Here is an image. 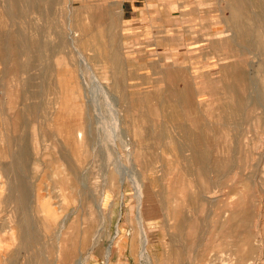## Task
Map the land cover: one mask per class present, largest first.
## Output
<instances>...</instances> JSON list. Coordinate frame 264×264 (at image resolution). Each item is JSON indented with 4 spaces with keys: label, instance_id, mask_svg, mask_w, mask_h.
Returning a JSON list of instances; mask_svg holds the SVG:
<instances>
[{
    "label": "rangeland",
    "instance_id": "obj_1",
    "mask_svg": "<svg viewBox=\"0 0 264 264\" xmlns=\"http://www.w3.org/2000/svg\"><path fill=\"white\" fill-rule=\"evenodd\" d=\"M6 2L0 0V25L4 26H0L4 54L0 68L9 71L0 78V90L1 85L7 88L9 103V124H4L16 139L25 135L28 166L25 173H3L0 160V264H100L107 259L108 264H236L238 239L246 263L264 264V96L261 102L242 104L254 87L264 93V43L255 47L251 37H245L246 19L247 26L264 39V3L74 0L73 27L83 28L79 36L86 43H78L86 56L83 66L78 65L77 52L71 56L57 52L51 58L55 69L43 76L46 61L34 55L28 68H21L26 56L18 50L16 32L26 30L44 41L57 37L47 19L36 13L27 17L26 27L19 16L9 18ZM56 17L61 28L66 20L64 5ZM107 20L111 29L102 23ZM131 22L136 24L128 26ZM104 47H108L106 53L119 55V68L104 58ZM80 68L86 72V82L78 76ZM69 70L71 82L65 74ZM112 72L115 79L119 77L118 86L113 85ZM248 73L254 86L245 80ZM35 102L42 104L41 109L31 108ZM59 102L68 114L58 117V123L69 117L77 127L83 124L89 135L87 151L72 157L74 167L84 159L83 185L75 182L61 157L67 137L55 130ZM198 134L204 135L212 167L213 162L228 163V156L236 155L231 168L222 166L226 174L218 175L212 167L205 175L196 170L189 144ZM145 135L150 147L144 153ZM18 144L15 150L11 146V155L17 153ZM6 160L13 171L22 164L14 155ZM19 175L26 177L36 237L25 248L12 237L19 223L15 205L3 203L9 182ZM205 178L215 186L216 197L201 201L198 190ZM38 198L42 216L37 211ZM48 207L52 208L50 215Z\"/></svg>",
    "mask_w": 264,
    "mask_h": 264
},
{
    "label": "bare ground",
    "instance_id": "obj_2",
    "mask_svg": "<svg viewBox=\"0 0 264 264\" xmlns=\"http://www.w3.org/2000/svg\"><path fill=\"white\" fill-rule=\"evenodd\" d=\"M7 2H6V6H5V12H6V15L9 17V18H11V17H20L22 20H23V22H24V24H25V27H26V25H27V17L29 18V16H30V14L31 13H36L37 15H39L41 18L43 17H45L46 19H47V22L49 23V28L51 29V32H52V35H54L55 36V39H56V37H57V40H52V38H51V40H48L47 39V41H44L41 37H39V36H34V37H32L31 35H30V33H28L26 30H21V31H17L16 32V34H17V36H18V42H19V46H18V50H19V52H20V54H24V56H26V58H25V60H24V62L21 64V68L22 69H24V70H26L27 68H28V66H29V64H30V61H31V59L33 58V55L35 56V59H38V61H42V62H44L45 63V61H46V63H45V66H44V69L45 70H43V72H42V75L44 76L45 74H47L48 73V71L50 72V71H52L53 69H55V65H54V62H51V58H52V56H55L56 55V53L57 52H59V53H64V54H66V55H68L69 54V56H71V52H77L78 54H79V58H78V65L80 66V65H82V61H84L83 59L84 58H86V56L83 54V52L80 50V47H79V44L80 45H82L83 44V42H84V40H83V36L81 37V36H79L80 35V33H79V31L80 30H83V28H79L78 27V24L77 23H75V24H77V26H76V28H74L73 26H74V24H73V20H72V17H71V6H72V3H73V1L74 0H6ZM251 1H253V2H257V4H259L260 6H261V4H263L264 3V0H245V5L246 4H248V5H250L251 4ZM60 5H64L65 6V14H66V20H65V24H64V26H62L61 28H58V25H57V17H56V15H57V11H58V9H59V6ZM1 6H2V4H1ZM0 6V7H1ZM74 6V5H73ZM1 9V8H0ZM73 10H75V9H73ZM2 11V10H1ZM3 13H4V11H3ZM73 15V14H72ZM238 15V14H237ZM236 15V19H238L239 18V16H237ZM255 15V14H254ZM6 16V17H7ZM83 16V15H82ZM103 16V19H106V17L104 16V15H102ZM7 17V18H8ZM85 17V16H84ZM45 19V20H46ZM108 19V18H107ZM100 20H102V17L100 16ZM32 20H30V21H28V22H31ZM108 22H106V24H105V21L104 22H102L105 26H107V28L108 29H111L112 28V24H110L111 23V21H109V20H107ZM3 22V21H2ZM4 23V22H3ZM39 24V23H38ZM42 24V23H41ZM5 25V24H4ZM31 25V23L28 25V26H30ZM92 25V24H91ZM1 26V25H0ZM32 26H34V24L32 25ZM1 27H4V26H1ZM34 29V28H33ZM101 29V28H100ZM33 32V31H32ZM10 33V32H9ZM34 33V32H33ZM104 34V33H103ZM44 35V34H43ZM1 36V35H0ZM97 36V35H96ZM96 36H94V38L96 37ZM112 36V35H111ZM246 36H248V37H251V39H252V41H251V44L253 45V46H255V47H257L258 45H261V44H263L264 43V39L261 37V36H259L258 35V33L257 32H254L252 29H250L248 26H247V22H246V19H245V37ZM48 38H49V36H48ZM99 38V37H98ZM1 39V38H0ZM110 40V39H109ZM95 41H96V39H95ZM98 41V40H97ZM87 42H88V40H87ZM109 42V41H108ZM79 43V44H78ZM85 43V42H84ZM97 44V43H96ZM112 44L113 43H111V44H109V47H111L112 46ZM85 45H86V43H85ZM84 45V46H85ZM88 45H89V43H88ZM92 45H93V43H92ZM6 46V45H5ZM88 46H86V48H87ZM93 47V46H92ZM98 47V46H97ZM91 48V47H90ZM108 48V47H107ZM107 48L106 47H104V58L107 60V62H109L110 63V65L112 66V67H114V68H119V66H120V60H119V58H118V56H116V54L114 53V52H112V51H108L109 53H106V51H107ZM95 49H97V48H95ZM100 49V48H99ZM84 50H85V48H84ZM89 50V49H88ZM47 51V52H46ZM93 51V50H92ZM0 56H2L3 57V49L2 48H0ZM85 52V51H84ZM95 52V51H94ZM100 52V51H99ZM96 53V52H95ZM98 53V52H97ZM94 54V53H93ZM103 56V55H102ZM56 57V56H55ZM91 57L93 58V55H91ZM88 58V57H87ZM86 60V59H85ZM95 60V59H94ZM87 61V60H86ZM102 62H104V61H102ZM106 62V63H107ZM84 63V62H83ZM87 63V62H86ZM88 65V64H87ZM91 65V64H90ZM65 66V65H64ZM83 66V65H82ZM86 66V65H85ZM79 68V67H78ZM83 68V67H82ZM82 68H80L79 70H81V73H79L80 75H78V76H81L82 78H83V82H86V77H85V73L86 72H84L83 71V69ZM87 68H89V65L87 66ZM86 68V69H87ZM35 69V68H34ZM59 69V68H58ZM89 69H91V66H90V68ZM168 69V68H167ZM85 70V69H84ZM114 70V69H113ZM116 70V69H115ZM170 70V69H169ZM65 71V70H64ZM106 71V70H105ZM79 72V71H78ZM116 72H117V70H116ZM169 72V71H168ZM183 72V71H182ZM60 73V72H59ZM93 73H95V72H93ZM113 73V77L112 78H114V84L113 85H117L118 86V83H119V75H118V72H117V75L118 76H116L117 78L115 79V73L114 72H112ZM36 74V73H35ZM66 76H68V75H70L69 77V80H67V81H72V77H73V73H72V70H69V71H67L66 73ZM169 74V73H168ZM167 74V75H168ZM55 75H57V73L55 74ZM95 75V74H94ZM251 74H249L248 73V75H247V77H246V81H247V83L250 85V86H254L255 85V81L251 78V76H250ZM91 76V75H90ZM170 76V75H169ZM196 76V75H195ZM56 77H58V76H56ZM32 78V77H31ZM42 79V78H41ZM40 79V80H41ZM64 80H65V78H64ZM105 80V79H104ZM169 80V79H168ZM176 80V79H175ZM79 81V80H78ZM88 81V80H87ZM94 81V80H93ZM180 81V80H179ZM258 81V80H257ZM47 82V81H46ZM50 82V81H49ZM113 82V81H112ZM170 82H173V81H170ZM27 83V85H29L30 84V81L29 80H27L26 82H25V84ZM32 83V82H31ZM45 83V82H44ZM82 83V82H81ZM80 83V84H81ZM175 83V82H174ZM180 83V82H179ZM52 84V83H51ZM97 84V83H96ZM195 84V83H194ZM78 85V84H77ZM101 86H103L102 84H100ZM112 85V86H113ZM41 86V85H40ZM80 86V85H79ZM78 86V87H79ZM82 86V85H81ZM51 87V86H50ZM249 87V86H248ZM104 88V87H103ZM114 89H115V87H114ZM50 90V89H49ZM34 90H32V92H33ZM104 91V90H103ZM244 91H246L245 89H244ZM253 91V92H252ZM252 91L250 90L249 91V93H248V95H244V98H243V106L245 105V106H249L250 105V103L251 102H254V103H256V102H261V100L263 99V96H264V93L262 94V90L261 89H259V88H257V87H254L253 89H252ZM264 91V90H263ZM35 92V91H34ZM119 92V91H118ZM76 92H74V94H75ZM39 94V93H38ZM43 94H44V89H43ZM107 94V93H106ZM35 96H37V94H35ZM74 96V95H73ZM109 95H107V96H105V98L106 97H108ZM64 97H65V95H64ZM71 97V96H70ZM112 97V96H111ZM155 97V96H154ZM63 98V97H62ZM109 98H110V96H109ZM153 98V97H152ZM187 98V97H186ZM44 99V98H43ZM65 99V98H64ZM106 99H108V98H106ZM115 99V98H114ZM65 100H67V99H65ZM69 100V99H68ZM116 100H117V98H116ZM44 101V100H43ZM43 101H42V103H43ZM72 101V100H71ZM189 101H190V99H189ZM63 102V101H62ZM65 102H67V101H65ZM107 102V101H106ZM108 102H109V100H108ZM108 102H107V106H111L112 107V105H110V103L108 104ZM110 102H112V100H110ZM45 103V102H44ZM68 103V102H67ZM66 103V104H67ZM132 103V102H131ZM187 103V102H186ZM189 103V102H188ZM188 103H187V105L186 106H189L188 105ZM59 104H61V105H59L58 107H56L57 109H56V111H55V113H56V115L55 116H57L56 117V123L54 124L55 125V130L57 131V132H65V135H66V137H67V140H66V146H65V148L64 149H62L60 152H61V157L62 158H64V160H65V162H66V164H67V169H70V172L72 173V174H74L75 176V182H78L79 184H81V185H83V181H86V180H83V175L84 176H86L85 174H83L84 173V171H83V161H84V159L83 158H80V160H78L77 161V166L76 167H74L75 165L73 164V161H72V157L74 156V154H75V152H81V153H83L85 150L87 151V148H88V144H89V135H87V133H86V131L84 130V126H83V124H80L79 125V127H77L76 125H74L71 121H68L69 119H67V118H69V117H63V121H62V125L61 124H59L58 123V117H61L63 114H65V115H67L68 113L67 112H64V111H66V109L64 110V111H62V107H63V103H60L59 102ZM65 104V105H66ZM111 104H113V102L111 103ZM64 105V106H65ZM140 105V104H139ZM193 105V104H192ZM42 106V104L41 103H37V102H35L32 106H31V108H34V109H36V108H39V109H41L40 107ZM91 106V105H90ZM115 106V102H114V104H113V107ZM242 106V107H243ZM27 107V106H26ZM69 107V106H68ZM110 107V108H111ZM112 107V108H113ZM240 107H241V105H238L237 106V108H235V110L238 112L239 111V109H240ZM65 108H67L66 106H65ZM93 108V107H92ZM113 110V109H112ZM114 112V111H113ZM117 112V111H116ZM70 113H71V111H70ZM184 113V112H183ZM195 114V113H194ZM197 114V113H196ZM54 118V117H53ZM55 119V118H54ZM114 119H117L116 117H114ZM64 120H67V122L65 123V121ZM80 121V120H79ZM120 121V120H119ZM82 122V121H81ZM115 122H117V121H115ZM79 123V122H78ZM229 123V122H228ZM203 127V126H202ZM238 127V126H237ZM207 128V127H206ZM212 128V127H211ZM215 128V127H214ZM213 128V129H214ZM247 128V127H246ZM204 129H205V127H204ZM217 130V131H216ZM215 131L216 132H218V129H216ZM237 131V130H236ZM240 131V130H239ZM45 132H47L46 130H45ZM56 132V133H57ZM247 132H248V130H247ZM224 133V132H223ZM46 134V133H45ZM62 134V133H61ZM61 134H60V137H61ZM225 134V133H224ZM223 134V135H224ZM228 134V133H227ZM249 134V133H248ZM223 135H221L222 136V138H225V137H223ZM234 135V134H233ZM211 137H212V135H210ZM44 136H42V138H43ZM206 137H208V136H206ZM226 137H227V135H226ZM230 137V136H229ZM240 138L239 139H241V136H239ZM245 137V136H244ZM243 137V138H244ZM122 138V137H121ZM221 138V137H220ZM228 138V137H227ZM53 139H55V138H53ZM114 139V138H113ZM128 139V138H127ZM206 139V138H205ZM233 139V138H232ZM43 140V139H42ZM56 140V139H55ZM124 140H126V139H124ZM170 140V139H169ZM168 140V141H169ZM244 140V139H243ZM121 141H123L122 139H121ZM150 141V138H148V135H145V137L143 138V140H142V144H144V147H142L143 149H142V151L144 152V150H146V149H148L150 146H149V142ZM183 141V140H182ZM7 142V141H6ZM38 142V141H37ZM41 141H39V143H40ZM136 142V141H135ZM140 142V141H139ZM228 142V141H227ZM241 142V141H240ZM38 143V145H40ZM42 143V142H41ZM96 143V142H95ZM123 143H125V141L123 142ZM127 143V142H126ZM174 143V142H173ZM260 143H262V142H260ZM44 144V143H43ZM54 144V143H53ZM115 144V143H114ZM175 144V143H174ZM231 144H232V142H231ZM234 144V143H233ZM45 145V144H44ZM6 146V145H5ZM5 146H4V148H5ZM55 146V145H54ZM128 146H129V143H128ZM132 146V145H131ZM230 146V145H229ZM7 147H8V145H7ZM124 147H125V145H124ZM141 147V146H140ZM176 146H174V148H175ZM2 148V147H1ZM0 148V149H1ZM40 148V147H39ZM38 148V149H39ZM127 148H129V147H127L126 146V149ZM217 148V147H216ZM230 148V147H229ZM261 148V147H260ZM130 149V148H129ZM189 149L191 150V159H192V162L197 166V169L196 170H198V172H199V174H201V175H205L206 173H207V171H208V169L209 168H211L212 166V158L210 157V151H209V149L206 147V146H204V135H201V134H198V135H196L195 137H191V139H190V144H189ZM257 149V148H256ZM5 150V149H4ZM42 150V149H41ZM135 150V149H134ZM231 152L232 153H234V151H235V149H234V147L233 146H231ZM241 150V149H240ZM239 150V151H240ZM1 151V150H0ZM7 151V150H6ZM62 151H63V153H62ZM238 151V152H239ZM244 151H245V149H244ZM8 152V151H7ZM30 152H31V149H30ZM107 152H108V150H107ZM129 152V154H131V153H133V152H130V151H128ZM137 152V151H136ZM146 152V151H145ZM144 152V153H145ZM143 153V154H144ZM245 153V152H244ZM2 154H4V153H2ZM6 155H7V153H5ZM9 154V153H8ZM58 154V153H57ZM60 154V153H59ZM71 154V155H70ZM85 154V153H84ZM142 153H139V155H141ZM239 154V153H238ZM18 155V154H17ZM17 155H15L16 157H18V159L19 158H21V167L23 168L22 170H25V168H27V164H28V162H27V160H28V149H27V146H25L24 148H23V152H21L18 156ZM40 155V153L38 154V156ZM76 155V154H75ZM86 155V154H85ZM138 155V156H139ZM216 155V154H215ZM235 155V154H234ZM234 155H230V156H228V160H229V162L228 163H221V162H213V167H212V170L213 171H215V172H217V174L218 175H220V174H222V172L224 171V169H223V165H224V167H230L231 168V165L233 166V158H234ZM240 155V154H239ZM3 156V155H2ZM12 156V155H11ZM59 156V155H58ZM82 156H84V155H82ZM88 156V155H87ZM214 156V155H213ZM236 156V155H235ZM243 156V155H242ZM218 157H219V155H218ZM0 158H1V156H0ZM37 158V157H36ZM85 158V157H84ZM163 158V157H162ZM166 158V157H165ZM240 158H242L241 156H239V159ZM245 158V157H244ZM78 159H79V157H78ZM86 160H87V158H85ZM219 159V158H218ZM1 160V159H0ZM6 160V159H5ZM62 160V159H61ZM136 160V159H135ZM138 160V159H137ZM144 161H145V159H143ZM142 160V161H143ZM215 160V159H214ZM242 159H240V161H241ZM3 161H4V157H3ZM75 161V160H74ZM139 161V160H138ZM156 161V160H155ZM185 161V160H184ZM5 162V161H4ZM19 162V161H18ZM140 162H141V160H140ZM140 162H138L139 164H141ZM146 162H148V161H146ZM145 162V163H146ZM168 162H169V160H168ZM178 162V161H177ZM16 163H17V161H16ZM13 164V163H12ZM168 164V163H167ZM181 164V163H180ZM9 165H11L10 163H9ZM148 165V164H147ZM169 165V164H168ZM176 165H178V164H176ZM12 166V165H11ZM123 166V165H122ZM195 166V167H196ZM13 167V166H12ZM19 168H20V166H18ZM144 167V166H143ZM145 167H147V166H145ZM165 167V166H164ZM179 167V166H178ZM177 167V168H178ZM29 168V167H28ZM152 168H153V166H152ZM151 168V169H152ZM181 167H179V169H180ZM3 169V168H2ZM5 169V168H4ZM10 170V169H9ZM11 170H12V168H11ZM64 170H65V168H64ZM86 170V169H85ZM148 170V169H147ZM13 171V170H12ZM12 171H10V172H12ZM168 171V170H167ZM166 171V172H167ZM178 171V170H177ZM181 171V170H180ZM69 172V171H68ZM114 173V172H113ZM156 173V172H155ZM170 173V172H169ZM186 173V172H185ZM224 173L226 174L227 172L226 171H224ZM158 174V173H157ZM176 174V173H175ZM182 174V173H181ZM180 174V175H181ZM62 175H64V173L62 174ZM198 175V174H197ZM72 176V175H71ZM155 176V175H154ZM176 176V175H175ZM224 176V175H223ZM3 177V176H2ZM67 177V176H66ZM65 177V178H66ZM204 177V176H203ZM235 177V176H234ZM1 178V177H0ZM4 178V177H3ZM2 178V179H3ZM69 178V177H68ZM85 178V177H84ZM124 178V177H123ZM157 178V177H156ZM199 178V177H198ZM72 179H73V177H72ZM71 179V180H72ZM86 179V178H85ZM165 179V178H164ZM185 179H187V178H185ZM124 180H126V178L124 179ZM175 180H178V178L177 179H175ZM174 180V181H175ZM200 180V179H199ZM206 180V181H205ZM205 182H203V184L199 187V190H198V195L200 196V199H201V201L203 200L204 201V199H206V200H208V199H213L214 197H216V195H215V191L216 190H214L213 188L215 187V186H213L212 187V185L213 184H210L211 182H209V180H207V178H205ZM73 182V181H72ZM121 182V181H120ZM177 182V181H176ZM200 182V181H199ZM216 182V181H215ZM1 183V182H0ZM4 183V182H3ZM70 183H71V181H70ZM135 183V182H134ZM200 184H201V182H200ZM2 185V184H1ZM6 185V184H5ZM139 185H141V184H139ZM172 185H175V184H172ZM193 185H194V183H193ZM135 186V185H134ZM181 186V185H180ZM72 187V186H71ZM85 187V186H84ZM136 187V186H135ZM138 187V186H137ZM141 187V186H140ZM158 187V186H157ZM179 187V186H178ZM2 188H3V186H2ZM6 188V186H4V189ZM172 188V187H171ZM8 195L5 197V199H6V204L7 205H10L11 203H13L14 205H15V210H17V220L19 221V223H18V227H17V229H18V232H17V234H12V237L14 238V237H17L18 239H19V241H20V246L23 248H25L26 246H27V244H31V242L33 241V240H36L35 238V235H34V232H33V225H32V211H31V209L29 208L30 207V204H31V202H30V192L28 191V185H27V181H26V177H21L20 175L19 176H16V179H14L13 180V182L12 183H10L9 182V185H8ZM81 189V188H80ZM135 189V188H134ZM173 189V188H172ZM138 190L139 189H137V193H138ZM168 190V189H167ZM189 190V189H188ZM0 191H2V190H0ZM41 191V190H40ZM171 192H172V190H170ZM169 191V192H170ZM190 191V190H189ZM58 192V191H57ZM71 192V191H70ZM168 192V193H169ZM177 192V191H176ZM60 193V192H59ZM74 193V192H73ZM221 193V192H220ZM72 194V193H71ZM70 194V195H71ZM80 194V193H79ZM171 194V193H170ZM187 194V193H186ZM191 194V193H190ZM39 195V194H38ZM38 195H36V197L38 196ZM75 195V194H74ZM165 195H166V193H165ZM168 195V194H167ZM176 195V194H175ZM185 195V194H184ZM67 196V195H66ZM76 196H77V194H76ZM138 196V195H137ZM193 196V195H192ZM197 196V195H196ZM38 197H40V196H38ZM194 197V196H193ZM74 198V197H73ZM72 198V199H73ZM167 198V197H166ZM173 198H175V197H173ZM181 198V197H180ZM190 198V197H189ZM71 199V198H70ZM153 199V198H152ZM151 199V200H152ZM66 200H68V199H66ZM77 200V199H76ZM75 200V201H76ZM69 201V200H68ZM74 201V202H75ZM78 201V200H77ZM76 201V202H77ZM177 201V200H176ZM66 202V201H65ZM73 202V203H74ZM174 202V201H173ZM180 202H181V200H180ZM191 202H192V200H191ZM169 203V202H168ZM190 204V203H189ZM37 211H38V213H39V215L40 216H42V212H41V210H40V208H39V205H41V201L39 200V198H38V201H37ZM167 205V204H166ZM174 205V204H173ZM186 205H188V203L186 204ZM193 205V204H192ZM196 205V204H195ZM204 205V204H203ZM1 206V205H0ZM36 206V205H35ZM61 206V205H60ZM194 206V205H193ZM192 206V207H193ZM168 207V206H167ZM181 207V206H180ZM185 207H188V206H185ZM32 208V207H31ZM35 208V207H34ZM78 208V207H77ZM76 208V209H77ZM186 209V208H185ZM14 210V209H13ZM48 211H47V214L48 215H50L51 213H52V208L51 207H48V209H47ZM168 210H170V209H168ZM173 210V209H172ZM9 211V210H8ZM30 211H31V213H30ZM181 211V210H180ZM184 211V210H183ZM5 212V211H4ZM75 212V211H74ZM73 212V213H74ZM168 212V211H167ZM166 212V213H167ZM177 212H179V211H177ZM181 213V212H180ZM184 213V212H183ZM1 214H3V213H1ZM167 214H169V213H167ZM182 214V213H181ZM177 215V214H176ZM185 215V214H184ZM262 215V214H261ZM10 216H12V215H10ZM15 216V215H14ZM13 216V217H14ZM73 216V215H72ZM78 217H79V215H77ZM242 216V215H241ZM1 217V216H0ZM181 217V216H180ZM184 217V216H183ZM15 218V217H14ZM52 218V217H51ZM75 219V218H74ZM180 219H184V218H180ZM263 219V218H262ZM15 220V219H14ZM14 220H12V221H14ZM41 220V219H40ZM43 220V219H42ZM1 221V220H0ZM11 221V220H10ZM33 221H34V219H33ZM76 221H78V220H76ZM243 221V220H242ZM5 222V221H4ZM177 223V222H176ZM13 224V223H12ZM46 224V223H45ZM86 224V223H85ZM3 224H1L0 223V226H2ZM6 226H7V224H5ZM14 226V225H13ZM16 226V225H15ZM14 226V227H15ZM183 226V225H182ZM5 227V226H4ZM7 227H5V229H6ZM1 229H4V228H2L1 227ZM8 229V228H7ZM10 229H12V228H10ZM84 229H86V227L84 228ZM9 230V229H8ZM7 230V231H8ZM13 230V229H12ZM15 230V229H14ZM1 231V230H0ZM31 231L33 232V233H31ZM69 231V230H68ZM67 231V232H68ZM89 231V230H88ZM11 232V231H10ZM5 232H3V233H1V235L3 236V234H4ZM52 233V232H51ZM10 234V233H9ZM8 235V234H7ZM51 235V234H50ZM86 235V234H85ZM1 236V237H2ZM254 237V236H253ZM6 238V237H5ZM4 238V239H5ZM8 238V237H7ZM2 239V238H1ZM10 238H8V240H9ZM86 239V238H85ZM3 241V240H2ZM5 241V240H4ZM7 241V240H6ZM5 241V242H6ZM15 241V240H14ZM36 242V241H35ZM8 243V242H7ZM76 243V242H75ZM5 244V243H4ZM69 244V243H68ZM84 244V243H83ZM235 244V243H234ZM33 245H34V243H33ZM233 245V244H232ZM241 243H240V240L238 239L237 240V242H236V244H235V246H236V264H248V262L246 263V260H245V252L242 250V248H241ZM10 246V245H9ZM238 246L240 247L239 249H238ZM50 248H52V247H50ZM33 250H34V248H32ZM74 249L75 248H72L71 249V255H72V253H73V251H74ZM37 250V249H36ZM67 250V249H66ZM59 251V250H58ZM259 252V251H258ZM11 253V252H10ZM34 253V252H33ZM59 253V252H58ZM61 253V252H60ZM59 253V254H60ZM66 253V252H65ZM111 253V249H110V251H109V254ZM62 256V255H61ZM7 257H9V256H7ZM2 258V257H1ZM4 258V257H3ZM69 258V257H68ZM5 259V258H4ZM47 261V260H46ZM71 261V260H70ZM107 261H108V259H107ZM67 262V261H66ZM5 263H7L6 262V260H5ZM11 264H15V262L14 261H12V263Z\"/></svg>",
    "mask_w": 264,
    "mask_h": 264
},
{
    "label": "crops",
    "instance_id": "obj_3",
    "mask_svg": "<svg viewBox=\"0 0 264 264\" xmlns=\"http://www.w3.org/2000/svg\"><path fill=\"white\" fill-rule=\"evenodd\" d=\"M129 20H131V19H129ZM135 24L136 23L131 22V23H129L128 26H132V25L134 26ZM133 36H135V34H133ZM2 59H3L2 56H0V61H2ZM4 75H6V76L9 75L8 68L6 70H4L3 68H0V78L2 76H4ZM0 94H1L0 95V115H1L0 116V127H1L0 128V148L2 147L0 149L1 150L0 151V156H1L0 159H2V168H3L2 172L10 174V171H12V170H9V164H8V162H4V161H7V160L3 161V157H4V159H7V157L11 156V146H12V149L15 150L14 149V145L17 142L19 143L18 144L19 145L18 151H17V153L12 154V155H14V156L17 155V154L19 155L21 152H23V148L26 146V144H25L26 141H25V135H19L18 138L16 139V137H14L15 135L11 136V135L8 134V132H6V128L5 127L9 124L8 123V119H9V111H8L9 103H8V97H7V88H5L3 85H1ZM4 117L7 118V119H5L6 121L4 120ZM4 123H6L7 125L4 124ZM10 136L12 138H10ZM7 145H8V147H7ZM4 146H5V148H4ZM4 152L7 153V155ZM2 153H4V154H2ZM22 169L23 168L20 166V168L18 167L17 169H14V171H12V172L13 173H21V172L25 173V170H22ZM3 203H5V204L7 203L5 198L3 200ZM5 221H6V219H5Z\"/></svg>",
    "mask_w": 264,
    "mask_h": 264
},
{
    "label": "built area",
    "instance_id": "obj_4",
    "mask_svg": "<svg viewBox=\"0 0 264 264\" xmlns=\"http://www.w3.org/2000/svg\"><path fill=\"white\" fill-rule=\"evenodd\" d=\"M100 264H108V263H107V260H102V261L100 262Z\"/></svg>",
    "mask_w": 264,
    "mask_h": 264
}]
</instances>
